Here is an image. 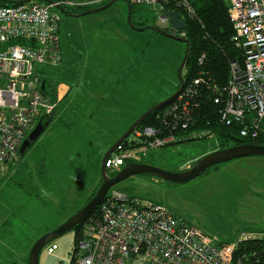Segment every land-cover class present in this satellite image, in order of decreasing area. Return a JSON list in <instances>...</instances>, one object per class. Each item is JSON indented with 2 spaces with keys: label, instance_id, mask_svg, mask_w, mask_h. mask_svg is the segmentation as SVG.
<instances>
[{
  "label": "rangeland",
  "instance_id": "rangeland-1",
  "mask_svg": "<svg viewBox=\"0 0 264 264\" xmlns=\"http://www.w3.org/2000/svg\"><path fill=\"white\" fill-rule=\"evenodd\" d=\"M71 1L78 5L96 0ZM142 4H137L134 21L148 19L157 24L158 11L152 4ZM55 11L62 18L63 60L59 66L38 64V74L47 80L46 90L51 93L50 85L53 88L60 82L77 90H113L105 97L112 111L105 113L103 121L95 112L96 123L90 125V118L84 116L89 108L73 107L62 113L59 107L52 124L25 153L0 169V264H29L34 243L86 204L112 144L181 84L178 69L185 44L151 29L134 28L126 0L79 16L57 7ZM71 103L85 105L81 99ZM217 144L212 138L171 145L151 151L144 162L178 171L217 149ZM110 190L163 203L216 242H233L244 233L264 236L262 155L218 164L208 174L185 183L139 174ZM74 240V229L55 238L59 248L49 255V244L44 246L39 264H70Z\"/></svg>",
  "mask_w": 264,
  "mask_h": 264
},
{
  "label": "built area",
  "instance_id": "built-area-1",
  "mask_svg": "<svg viewBox=\"0 0 264 264\" xmlns=\"http://www.w3.org/2000/svg\"><path fill=\"white\" fill-rule=\"evenodd\" d=\"M228 1L244 63H232L225 87L205 76L187 81L155 114L156 125L140 124L112 152L106 161L109 174L127 163L144 162L160 148L200 139L218 142L216 131L197 123L192 115L201 84L212 92L208 96L213 113L221 116L223 125H234L242 137L264 143V0ZM132 2L152 4L159 13L157 26L163 29L171 28L173 10H183V19L194 15L187 0ZM171 2L174 8L167 11ZM63 4L77 5L70 0L0 4V169L19 157L20 146L37 119L51 117L58 108L60 99L41 88L38 64L62 63L61 17L55 7ZM180 33L185 36V30ZM99 206L101 218L86 223L76 264H243L246 254L236 256L237 248L257 237L244 233L221 244L166 205L119 190H110ZM58 248L53 242L47 252L52 255Z\"/></svg>",
  "mask_w": 264,
  "mask_h": 264
},
{
  "label": "trees",
  "instance_id": "trees-1",
  "mask_svg": "<svg viewBox=\"0 0 264 264\" xmlns=\"http://www.w3.org/2000/svg\"><path fill=\"white\" fill-rule=\"evenodd\" d=\"M41 1L50 3L58 2L61 0ZM109 1L111 0H105L97 4V6L104 5ZM127 1L131 4L132 7L133 25H136L138 27H145L147 24L157 25L149 23L148 19L144 21H134V14L137 11V4L141 3H135L132 2V0ZM187 1L192 5L194 9V15L190 18L185 17L184 19L187 22V29L185 31V35L187 36L185 37L188 38L190 43L189 57L185 65L186 67H184L183 69V78L185 80V83L194 77L205 76L207 80L211 78V81H213L217 85L225 87L228 83L232 63L234 61H238L240 64H243L245 61L243 51L236 46V32L234 30L235 28L233 27L234 25L230 19V3L228 0ZM17 2V0H0V4H14ZM78 5L82 7H78ZM78 5L70 6L63 4L62 6H64L66 10L71 11L73 13H80L89 8H93L89 5ZM172 8H174V5L171 2L170 4H168L166 10L170 11L172 10ZM179 12H181L182 14L183 10H180ZM67 15L71 14L67 13ZM165 30L172 32V28L170 27L169 29L165 28ZM180 86L181 84L179 83L178 89ZM50 88L51 90H55L56 85L53 88L50 85ZM198 90L201 94L197 95L196 97L198 105L194 107L192 115L195 116V120L197 123H200L202 125L208 124L209 128H212L216 131L218 140L217 148H225L234 144L242 143H255L264 145V143L260 140H252L249 138L242 137L239 133V128L235 127L234 125H223L224 122H222L223 119L221 118V116L213 113V102L211 99H209L208 96L212 95V92L208 91L210 89H207L205 84H201ZM45 93H48V90H45ZM162 108L163 107H160L157 110L153 111L150 115L145 118L142 124L156 125L157 119L155 118V114L161 111ZM53 116L54 115H52L51 117L49 116L43 118L42 122H49V119ZM217 166L218 165H216L215 167ZM210 170L211 168L203 174H208ZM146 174L154 176L153 174ZM99 177V183L88 198L86 204L96 195L103 182L101 173L99 174ZM100 218L101 212L100 206H98L88 215V217L80 225L74 228L75 240L70 264H76V260L79 255L78 253L81 252L80 244L85 239L86 223L90 220H100ZM53 242L54 240L51 241L49 244ZM242 254H246V257L243 259V264H264V236H257L251 240L243 241L236 250V256Z\"/></svg>",
  "mask_w": 264,
  "mask_h": 264
},
{
  "label": "water",
  "instance_id": "water-1",
  "mask_svg": "<svg viewBox=\"0 0 264 264\" xmlns=\"http://www.w3.org/2000/svg\"><path fill=\"white\" fill-rule=\"evenodd\" d=\"M8 1V0H4ZM17 3H28L33 0H17ZM48 1V0H46ZM118 0H111L108 3L94 7L89 8L83 12L80 13H73L71 11H67L64 6L58 5V9L61 10L64 13H68L71 15H84L89 14L95 11L103 10L110 5H112L114 2ZM127 1V0H126ZM128 2V1H127ZM129 4V23L136 29H151L154 30L161 35H164L166 37H169L171 39L181 41L184 44H186V52L184 54V57L182 59V62L178 69V75L181 81V86L179 89L170 97L167 99L154 104L150 108L146 110L140 117H138L133 124L120 136V138L112 144V146L107 150V152L104 154L102 161H101V176H102V184L96 193V195L83 207H81L75 214H73L71 217H69L66 221H64L61 225H59L56 229L51 230L44 235H42L32 246V249L29 254V264H39V255L41 250L44 246L49 244L51 241H53L55 238L61 236L62 234L66 233L67 231H70L80 225L87 217L88 215L96 209L101 202L105 199L110 189L118 184L119 182L132 177L134 175L139 174H153L154 176L161 178L168 182H175V183H185L188 182L203 173H205L210 168L236 159L241 157H248V156H257L262 155L264 156V145L262 144H255V143H242V144H236L231 145L226 148H220L215 149L214 151H211L203 156H201L195 163H193L191 166L187 167L186 169L178 170V171H169L164 168L152 165L150 163L146 162H132L127 163L119 172L116 174H109L106 167V161L110 157L113 151L117 149V147L127 138L130 136V134L133 132V130L142 124V122L145 120V118L150 115L153 111L157 110L160 107H163L167 105L170 101H172L184 88L185 80L183 78V69L187 63L189 53H190V43L188 38L185 36H180L177 33L180 31H184L187 29V22L182 18L181 12L177 10H173L169 13V20L171 24V28L173 32L167 31L157 25H148L145 27H138L136 25H133L132 23V7L131 4ZM66 13V14H67ZM46 79L42 80L41 88L43 91L46 90ZM48 125V122L43 123L42 120L38 122L37 126L32 130L30 135L22 142L20 146V153L23 154L27 150V148L31 145L33 141H35L41 133L45 130V126Z\"/></svg>",
  "mask_w": 264,
  "mask_h": 264
},
{
  "label": "crops",
  "instance_id": "crops-1",
  "mask_svg": "<svg viewBox=\"0 0 264 264\" xmlns=\"http://www.w3.org/2000/svg\"><path fill=\"white\" fill-rule=\"evenodd\" d=\"M103 1L105 0L85 1L82 4L96 7L97 4ZM91 2H94V3H91ZM61 20L59 23V31L61 28ZM60 44H61V37H60ZM61 52H62V46H61ZM111 92H113V90H77V89H72V87L66 82H60L56 86L55 90H51V93L49 94L57 99H60L58 108L62 107V113L67 112L68 109L70 108L73 109V107L74 108L82 107L83 109L89 108L90 112L85 113L84 116L86 118H90L89 124L93 125L96 123L97 119H99L100 121L105 120V117H107L105 113L108 111H112V104L109 102L108 99L105 98L108 94H111ZM67 99H69L70 101L65 103ZM76 99H81L85 105H77V104L73 105L71 102ZM58 108L56 109V111L58 110ZM95 112H98L97 119H96ZM99 112H101V114H99ZM55 113H54V116L49 119L48 125L45 126V129H47L52 124L54 117H55ZM99 179L100 178H97V179L95 178V181L93 183V189L91 190H95L96 186L99 183L98 182ZM88 197L89 196L87 195L86 198L88 199ZM23 264H25V261L23 262Z\"/></svg>",
  "mask_w": 264,
  "mask_h": 264
},
{
  "label": "bare ground",
  "instance_id": "bare-ground-1",
  "mask_svg": "<svg viewBox=\"0 0 264 264\" xmlns=\"http://www.w3.org/2000/svg\"><path fill=\"white\" fill-rule=\"evenodd\" d=\"M143 5V4H142ZM168 6V5H167ZM78 7H82V6H79L78 5ZM234 27V26H233ZM169 29V28H168ZM235 30V29H234ZM186 31V30H185ZM235 32H236V30H235ZM178 34V33H177ZM187 34V33H186ZM179 35V34H178ZM185 36H187V35H185ZM203 58V57H202ZM202 60V59H201ZM201 65V64H200ZM186 67V66H185ZM184 76V75H183ZM211 102V101H210ZM203 103V102H202Z\"/></svg>",
  "mask_w": 264,
  "mask_h": 264
},
{
  "label": "flooded vegetation",
  "instance_id": "flooded-vegetation-1",
  "mask_svg": "<svg viewBox=\"0 0 264 264\" xmlns=\"http://www.w3.org/2000/svg\"><path fill=\"white\" fill-rule=\"evenodd\" d=\"M68 11V10H67ZM172 31V30H171ZM173 32V31H172ZM178 34L180 35L181 33L180 32H178ZM187 38V37H186ZM234 145H236V144H234ZM226 148V147H225ZM217 149H220V148H217ZM192 165V164H191ZM184 169H186V168H184Z\"/></svg>",
  "mask_w": 264,
  "mask_h": 264
}]
</instances>
